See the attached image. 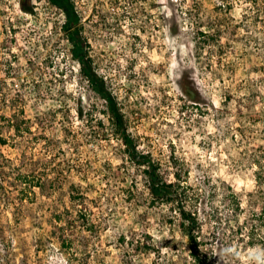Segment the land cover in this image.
<instances>
[{"label": "rangeland", "instance_id": "1", "mask_svg": "<svg viewBox=\"0 0 264 264\" xmlns=\"http://www.w3.org/2000/svg\"><path fill=\"white\" fill-rule=\"evenodd\" d=\"M31 2L0 0V44L17 49L0 50V264H197L176 202L151 197L70 56L64 13ZM76 2L139 150L186 187L209 264H264V0ZM20 172L42 183L23 199Z\"/></svg>", "mask_w": 264, "mask_h": 264}, {"label": "trees", "instance_id": "2", "mask_svg": "<svg viewBox=\"0 0 264 264\" xmlns=\"http://www.w3.org/2000/svg\"><path fill=\"white\" fill-rule=\"evenodd\" d=\"M49 2L64 13L65 18L62 29L70 43V56L78 62L83 80H85L89 87L103 99L106 113L109 115V119L112 123L113 131L117 136L121 137L125 146V151L128 153L130 160L143 168L142 171L145 176V183L151 197L157 201L176 202L183 220L185 233L189 239L192 255L195 257L197 264H209L207 257L200 248L198 235L196 234L197 228L199 227V219L195 212L187 208L189 194L186 187L181 185L180 179L175 181L167 180L160 162L153 160L151 154L139 150L135 138L128 130L127 119L116 94L110 87L107 78L94 66V58L89 52V50H91V38L86 33L85 21H83V16L81 15L76 0H49ZM22 6L24 8L28 7L27 0H22ZM96 23L99 24V22ZM111 24L112 23L109 24L106 17L100 20V26H104V28H107L108 25ZM0 141L5 144L4 139L1 138ZM18 176L20 178L18 182L20 183L13 185L17 186L25 183V185L19 186V191L23 193L19 196L20 199L24 198V193H28V188L31 187L28 185V182L34 187L42 186V183L39 182V180H35L30 174H23L20 172ZM262 214L264 215V206ZM55 217V222L52 221L51 223L53 227L52 231L54 233L60 231L57 239L63 246L67 247L69 244L67 237H65L62 216L58 214ZM73 225H75L74 221L71 226Z\"/></svg>", "mask_w": 264, "mask_h": 264}, {"label": "flooded vegetation", "instance_id": "3", "mask_svg": "<svg viewBox=\"0 0 264 264\" xmlns=\"http://www.w3.org/2000/svg\"><path fill=\"white\" fill-rule=\"evenodd\" d=\"M31 1H32V0H27L28 5L33 7V4H32ZM0 41H1V40H0ZM11 44H12V40H11ZM0 50H17V49H15V47H13L12 45H11V46H8V45H5V44L1 43V44H0ZM1 59H2V57H0V61H1ZM10 60H11V59H10ZM10 63H12V62H10Z\"/></svg>", "mask_w": 264, "mask_h": 264}]
</instances>
